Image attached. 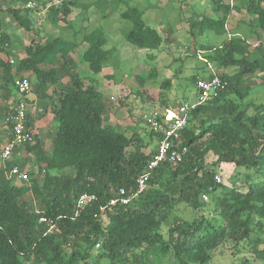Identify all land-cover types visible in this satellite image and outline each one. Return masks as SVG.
<instances>
[{
  "label": "trees",
  "instance_id": "trees-1",
  "mask_svg": "<svg viewBox=\"0 0 264 264\" xmlns=\"http://www.w3.org/2000/svg\"><path fill=\"white\" fill-rule=\"evenodd\" d=\"M16 1V7L5 9L29 30L35 19L29 14L32 9L25 7L28 0ZM211 1L217 17L202 16L196 22L198 32L223 34L231 5ZM75 6L76 0H62L47 8L46 18L52 26L70 24L67 17ZM244 6L251 14V32L259 28L264 37V0H245ZM119 15L130 21L124 31L130 45L150 52L161 47L163 35L147 24L136 3H129ZM1 24L0 15V29ZM74 31H80V40L87 44L77 60L64 54L63 45L78 46L80 41L58 35L33 41L20 61L19 69L31 70L36 76L35 90L42 91L56 80L58 71L40 65L57 54L71 86L55 110L59 121L51 150L38 158L44 178L31 183L35 209L21 201L27 187L11 185L8 180L0 184V264H87L89 259L103 257L111 264H208L212 251L222 245H227L231 255H243L237 264L264 263V181L245 176V187H238L236 180L227 184L214 178L216 171L222 173L223 165L232 169L264 166V101L247 102L251 87L243 84L256 71L264 72L263 48L251 50L247 39L236 35L213 48L218 65L235 71L218 73L226 81L225 89L188 111L181 134V144L187 148L183 160L160 163L147 189L128 204L108 205L119 189L135 190L136 179L146 170L155 148L144 150L147 144L137 129L129 133L126 127L106 122V99L96 88L95 76L114 49L103 48L106 39L99 28ZM4 43L1 33L0 44ZM78 62L87 68H79ZM154 75L152 69L149 76ZM200 77L204 76L194 75V85ZM160 86L169 88L170 79ZM83 192L95 195V200L74 216L76 200ZM202 193L211 195L212 205L206 202V206ZM181 202L195 215L174 217L164 231L169 214ZM101 207H105L106 219L94 216ZM40 217L51 221L52 227L40 222Z\"/></svg>",
  "mask_w": 264,
  "mask_h": 264
},
{
  "label": "rangeland",
  "instance_id": "rangeland-1",
  "mask_svg": "<svg viewBox=\"0 0 264 264\" xmlns=\"http://www.w3.org/2000/svg\"><path fill=\"white\" fill-rule=\"evenodd\" d=\"M124 1L128 3H124ZM133 1L135 0H76V6L66 21H70L72 25L62 23L61 27L52 26L43 13L39 16V18L43 17L39 26L42 28L45 39L61 35L66 40L80 41L78 44H82V46L81 32H75V29H81L83 33L95 28L103 31L106 39L103 48H113L114 51L103 64L101 72L95 76L96 88L103 92L111 102L117 104L115 106L118 112L116 124L128 128L129 133L137 129L139 138L141 137L147 144L144 150L148 151L151 149L150 147L154 148L152 135L138 119L139 114L148 111L152 106L172 108L180 101L193 103L196 99L194 75L206 77L221 72L232 73L235 69H223L213 58V48L219 46L223 42L222 40L229 37L227 36L228 32L223 34H216L212 31L198 32L196 22L202 16H214L211 0H158V3H155L157 0H145V3L137 2L136 5L143 11L147 24L153 28H159L158 30L164 38L161 47L151 52L133 47L124 37V31L130 27V21L121 18L119 13ZM222 1L231 4V10L227 12L229 18L246 12L245 0ZM148 2L151 3V7L143 8V5ZM246 15L243 16L246 17ZM215 16L217 17L216 14ZM232 25L233 23L229 22L226 29ZM245 35L251 50L256 47H262L264 50V37L260 29L245 32ZM84 45L81 48H74L75 46L71 44L63 45L64 54L77 60L82 49L87 47L86 43ZM57 60L61 64L62 59L59 56ZM78 67L87 68V65L78 62ZM152 69H155L156 75L150 77ZM168 79H170L171 86L162 89L161 82ZM243 84L251 87V91L246 97L247 102L249 100L264 101V72L256 71L247 77ZM211 158V153L206 155L208 163ZM217 173L221 174L222 180L227 184L236 180L238 187H245V176L254 181H264V166L262 169H232L231 166L223 165V174L216 171L215 174ZM209 196L208 205L213 202L210 194ZM193 215H195L193 209L181 202L172 209L167 223L162 228L166 231L167 224L171 223L174 217L191 218ZM67 251H70V248ZM242 256V254L231 255L227 245H222L212 251L208 264H237L238 258ZM87 262V264H111L104 257L98 260L89 259ZM257 263L264 264L256 260Z\"/></svg>",
  "mask_w": 264,
  "mask_h": 264
},
{
  "label": "crops",
  "instance_id": "crops-1",
  "mask_svg": "<svg viewBox=\"0 0 264 264\" xmlns=\"http://www.w3.org/2000/svg\"><path fill=\"white\" fill-rule=\"evenodd\" d=\"M144 1L145 0H135L131 3L137 4V2L143 3ZM155 3H158V0ZM17 4L18 1L16 0H0V15L2 19L0 34L2 33L4 35L6 42L0 44V184L8 180L11 185L27 187L28 189L21 196V201L26 202L35 209L37 200L34 198L31 190V183L36 179L38 182H42L44 178V171L40 172L38 169V158L40 157V153H49L51 150V141L59 121L58 116L55 114V110L59 105V99L70 88L71 78L64 70H61V64L58 61L59 59L57 60V54L55 56H50L46 59L44 64L40 65L42 69L57 68L58 71L56 80L51 84H47L46 88L42 91L35 90L36 76L31 70L19 69L21 59L27 56V47L33 41L45 40V35H43L41 26H39L43 19L42 16L39 18L41 14H36L33 10L29 12L30 16L33 20L35 19L36 22L34 21L30 29L27 30L19 25L13 15L5 9L9 7L14 8ZM148 7H151V3L149 2L143 5V8ZM213 14L214 16L212 18H216L215 13ZM243 15H246L247 18ZM43 16H46V13ZM229 22H232L233 25L226 29L228 32L227 36L236 35L246 38L245 32H250L253 29L251 15L248 11L231 18L227 15L226 25ZM258 29L259 28L255 30ZM84 44L85 43H83V46H85ZM83 46L79 44L74 48H81ZM85 48L82 49L81 53ZM21 75L27 76L32 84V88L25 95V99L29 104L27 121L30 129L35 134V139L31 144L16 148L9 160H3L1 157V150L9 138V129L5 123V116L19 99V95L13 85V80L15 77ZM105 99L103 116L107 120L106 122L116 124L115 121H117L118 112L115 106L117 104L111 102L107 96H105ZM181 102L183 101H180L179 104ZM152 141L154 148H156V136L152 137ZM11 162L27 172L28 179L26 181L18 182L9 178L8 170L11 165L8 164ZM51 172L54 174L58 173L57 171Z\"/></svg>",
  "mask_w": 264,
  "mask_h": 264
},
{
  "label": "built area",
  "instance_id": "built-area-1",
  "mask_svg": "<svg viewBox=\"0 0 264 264\" xmlns=\"http://www.w3.org/2000/svg\"><path fill=\"white\" fill-rule=\"evenodd\" d=\"M62 0H28L25 7L32 9L36 14H45L47 8L51 5H58ZM45 3L44 6H39ZM12 62V61H11ZM13 85L19 99L5 116V123L9 129V138L1 150L3 160H9L13 151L27 144H31L35 139L34 132L30 129L27 121L29 104L25 99V95L31 90L32 84L27 76H17L13 80ZM226 81L217 74L209 77H200L195 81L196 99L193 103L183 101L176 109L164 107H150L148 111L139 114L142 124L156 136V148L149 160L146 170L136 179V188L129 193L124 188L119 189L117 197H113L108 201V205L128 204L134 197L143 193L148 186V180L153 170L162 162L167 161L169 164H178L183 160L187 152L186 146L181 144L182 130L188 123V111L196 105L203 104L225 89ZM9 178L13 181H26L28 179L27 172L19 166L14 165L8 170ZM216 182H221L222 176L217 173L214 175ZM209 193H202L201 199L204 202L209 201ZM95 200V195L83 192L76 200V208L74 216ZM95 217H105V207H101L94 214ZM40 222H46L52 227L53 223L47 221L44 217L39 218ZM99 247V243L95 244Z\"/></svg>",
  "mask_w": 264,
  "mask_h": 264
}]
</instances>
